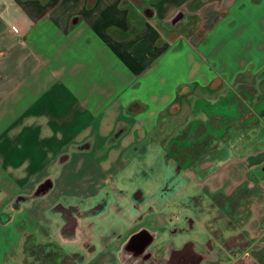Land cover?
Wrapping results in <instances>:
<instances>
[{"label":"crops","instance_id":"obj_1","mask_svg":"<svg viewBox=\"0 0 264 264\" xmlns=\"http://www.w3.org/2000/svg\"><path fill=\"white\" fill-rule=\"evenodd\" d=\"M217 83L232 114L187 119L211 131L166 148L164 113ZM262 103L264 0H0V264H26L34 239L61 250L56 264H193L198 251L195 264H264V143L236 153ZM125 172L145 173L131 195L112 182ZM210 193L251 197L248 218L231 226ZM112 211L125 228L106 221Z\"/></svg>","mask_w":264,"mask_h":264},{"label":"rangeland","instance_id":"obj_2","mask_svg":"<svg viewBox=\"0 0 264 264\" xmlns=\"http://www.w3.org/2000/svg\"><path fill=\"white\" fill-rule=\"evenodd\" d=\"M245 79V78H244ZM249 80L248 78H246ZM210 91H202L200 89H193L189 88L185 91H183L178 98V101H176L175 106L172 108L168 109L164 113V118L162 119L161 126H163V129L160 131V136L162 137L163 142L166 145V148H168V144L172 141V138L179 136V137H184L183 142L186 144H189L190 146L192 144H195L196 141L192 139H187L186 137L191 136L190 134L192 131H201L199 130L200 128H205L207 131H211L212 126L210 124H187L186 121H192L196 119H201L205 115H212V114H222V115H231L232 114V106L229 108L227 105L229 102L234 101V96L232 93V90L230 87L217 83L214 86H212ZM205 102H209L208 105L205 104ZM218 103H221L218 106ZM224 103L226 104V108L224 109L223 106ZM223 105V106H222ZM183 106V108H181ZM219 112V113H218ZM260 114H264V108ZM243 117V120L246 121L242 126L240 127L242 137L240 141H237L236 145V153L244 154L247 150L255 148V147H260L264 143V117H261V119L258 120L257 116H252L251 113L247 112ZM259 116H264V115H259ZM258 122V124H256ZM197 129V130H196ZM259 133V136H256L255 133ZM255 137H259V140H256ZM218 143L214 142V144L209 145L208 144V151L205 153V157L207 159H210V162H205L202 164L203 167L200 168L206 170L207 167L212 170L214 168V162L217 160V146H219ZM204 146H206L204 144ZM205 148V147H204ZM169 149V148H168ZM193 151H196L194 154L195 156L198 154L199 148L195 147ZM202 158V157H201ZM146 166H152V164H146ZM149 173V169H146ZM133 172H127L128 177L130 179H124L123 177L126 176V172L122 173L121 175H116L113 184L115 185V188L118 189L119 191H122L124 193L132 194L136 190H140L142 188V185L139 182H142V178L145 176V173H140L139 178L132 180L133 177ZM147 174V172H146ZM197 176H202L206 175L207 172L205 171H198L196 172ZM144 175V176H143ZM155 177V176H154ZM196 178V177H194ZM130 180V181H129ZM129 181V183H128ZM131 181L133 183H131ZM139 181V182H138ZM155 182L157 183L158 180ZM155 189V188H154ZM246 188H242L238 190L239 198H242V195H244ZM252 194L254 191V196H259L258 195V190L257 188L251 190ZM151 192V191H150ZM146 194H149L147 192ZM204 196V195H202ZM210 204L213 207L214 212H218L220 217L222 215H228L231 217L227 222L233 226V220L234 216L236 217V220L239 222L241 220H246L248 218V211H249V205H250V199L251 197L244 199H241V203H239V206H235L232 204V202H228L231 200L225 199V197H221L217 194L210 193ZM249 196V195H248ZM253 197V196H252ZM207 197H202L199 199L197 202L195 201V208H198V206L204 207V202L208 201ZM256 198V197H253ZM240 201V200H239ZM126 202V199L121 198L120 205L124 204ZM168 203V202H167ZM165 203L164 205H167ZM130 207L128 208L129 212H132L134 210H139L141 205L138 203L131 204L129 205ZM151 210H154L155 205L154 204H147V209L149 208ZM201 207V208H202ZM176 211V210H175ZM174 211V212H175ZM126 214V213H125ZM176 214V213H175ZM177 215V214H176ZM175 215V216H176ZM217 215V214H216ZM218 216V215H217ZM177 217V216H176ZM175 217V218H176ZM106 221L112 225H117L120 228H125L127 223L124 221V214L122 215H117L113 211L109 213V216L106 218ZM188 238H194L197 240V237H194L193 234H188L186 236H179L178 239H176V242L178 244H181L183 239ZM118 242V240L116 241ZM27 246L23 247L22 255H24L23 260L26 262V264H56V261L61 259L62 252L57 246H50L47 247L42 245V241L38 240H30L27 242ZM119 243L116 245V248L119 247ZM29 246V247H28ZM64 249L72 248V245L65 244L62 246ZM214 250V248L212 247ZM199 255H197L198 259H201V253L202 251H198ZM147 254V253H146ZM148 257V254L147 256ZM184 259V264H187L188 261H186V258L183 257ZM204 260V259H203ZM207 261V260H206ZM114 263V262H113ZM145 263V262H143ZM159 263V262H158ZM150 264H157V260H154L151 257V263ZM160 264H166L165 262H160Z\"/></svg>","mask_w":264,"mask_h":264},{"label":"trees","instance_id":"obj_3","mask_svg":"<svg viewBox=\"0 0 264 264\" xmlns=\"http://www.w3.org/2000/svg\"><path fill=\"white\" fill-rule=\"evenodd\" d=\"M262 105V107H261ZM261 105L259 106H256L254 107L253 109H250V112L252 114V116H255V115H264V114H260L264 108V103H262Z\"/></svg>","mask_w":264,"mask_h":264},{"label":"flooded vegetation","instance_id":"obj_4","mask_svg":"<svg viewBox=\"0 0 264 264\" xmlns=\"http://www.w3.org/2000/svg\"><path fill=\"white\" fill-rule=\"evenodd\" d=\"M186 252L190 253V255H191V251L188 247L184 248V250L182 251V253H186ZM191 259H192V262H194L193 264H195V261L198 259V257L194 256V258H193V256L191 255ZM170 262L172 264H175L172 259L170 260Z\"/></svg>","mask_w":264,"mask_h":264}]
</instances>
